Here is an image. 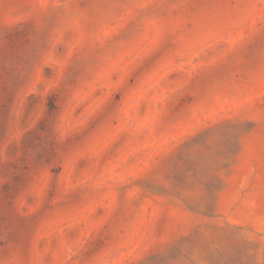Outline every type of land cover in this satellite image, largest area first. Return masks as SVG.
Returning a JSON list of instances; mask_svg holds the SVG:
<instances>
[{
	"label": "rangeland",
	"instance_id": "1",
	"mask_svg": "<svg viewBox=\"0 0 264 264\" xmlns=\"http://www.w3.org/2000/svg\"><path fill=\"white\" fill-rule=\"evenodd\" d=\"M0 264H264V0H0Z\"/></svg>",
	"mask_w": 264,
	"mask_h": 264
}]
</instances>
